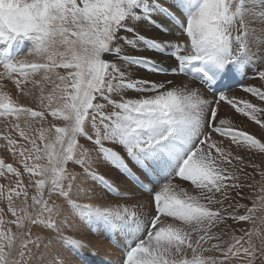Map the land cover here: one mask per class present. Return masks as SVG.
<instances>
[{
	"label": "snow or ice",
	"instance_id": "6c2138e0",
	"mask_svg": "<svg viewBox=\"0 0 264 264\" xmlns=\"http://www.w3.org/2000/svg\"><path fill=\"white\" fill-rule=\"evenodd\" d=\"M0 68V149L22 165L0 158V264H74L91 247L75 221L121 264H264V170L255 181L260 166L213 139L264 153L218 119L223 101L264 127V109L227 95L237 74L264 81V0H0ZM169 75L194 83L153 79Z\"/></svg>",
	"mask_w": 264,
	"mask_h": 264
},
{
	"label": "rangeland",
	"instance_id": "374dc122",
	"mask_svg": "<svg viewBox=\"0 0 264 264\" xmlns=\"http://www.w3.org/2000/svg\"><path fill=\"white\" fill-rule=\"evenodd\" d=\"M171 39H173V38H171ZM157 58L159 59L161 57H157ZM251 72H252V69L248 73L251 74ZM140 74H141L140 72H139V74L137 73V75H140ZM156 78L158 80H163L165 77L164 76H155V77H153V79H156ZM258 81H259L260 85L257 84ZM242 82H243V84H245V86L252 85V86H256V87H261L262 85H264V83H263L264 81H260L258 78H256V79L245 78L244 80H242ZM6 83H7V86H13L14 85L13 82L9 81V80H6ZM227 94H228V92H227ZM238 94L241 95V91ZM245 94H246V97H247L246 99H241V96L238 97L237 93L234 96H230V97H235V98H237L238 101L239 100H247L249 103L255 104L257 107L264 109V101L259 100L258 97L253 96L251 93H246L245 92ZM128 96L129 97H135L136 94L135 93L132 94V92H129ZM20 98H21L22 102L29 103V101L27 99H25L24 97L21 96ZM216 98L217 97L214 95V97L212 99H210V100H215ZM222 103L227 105V103L223 102V101H221L219 103V106H218V119H220V118L228 119V120L231 121V127H233L234 129H237L239 131H245L247 133L249 131V134L255 135L258 139H261L262 142H264V127H262L261 125H258L255 121H252L250 118H248V117L236 112V110L231 105L222 106ZM260 118L262 120H264V115H261ZM49 119H51V117H49ZM57 123H59V122L57 121ZM246 124L248 126H246ZM224 127H228V125H225ZM252 130L254 131L253 133H251ZM213 139H215L217 141H222L223 145L226 148H229V147L231 148L233 154H238V155H241V156L245 157V154L250 153L251 154L250 156H252L255 159L254 162L259 161L258 157L261 158V156H262V153L258 152L257 150H251V151L247 152L246 150L238 149L235 144L231 143L229 137H221L218 134L213 133ZM117 150L121 151V154H123V150L122 149L117 148ZM262 157H264V156H262ZM0 158H3L6 163H13L14 167H19V168L22 169V165L19 164L18 162H14L11 153H9L7 150L0 149ZM251 171H252L251 168H249V167L246 168V172L247 173H250ZM252 173L253 172H251V174ZM112 174L114 176H119V173L116 172L115 169H113ZM249 182H251V181H249ZM0 183H7V181H5L4 178H0ZM174 183L177 184L180 187H184V188L188 189L189 191L193 190L189 182L182 181L179 178H176L174 180ZM255 190L258 191V189H255ZM255 190H250L248 188H245L243 190L244 199L240 200V202L249 204L248 197L249 196H253L254 197L255 196L254 192H256ZM97 192H99L101 195H103L105 197L104 202H106V203L123 202L118 197L112 196V195H110V194H108L106 192H101L100 189H97ZM232 195L235 197L236 193L233 192ZM139 197H141L140 199H143V200L150 199L149 197H147L146 195H143V194L141 196H139ZM139 197H138V199H139ZM237 199H239V197H237ZM0 207H5V209H6V206H4L3 204H0ZM150 211H151L152 215H155L154 210L150 209ZM240 212H241V214H243V209H241ZM9 216H10V214H9ZM228 224L231 226V230L234 231L237 235L240 234L239 233L240 229L249 227L247 222H239V223H237V222H234L232 220H229ZM244 226H246V227H244ZM116 235H118L121 238L122 241L120 242V245L123 246L126 243V241L119 234H116ZM109 242H110V240H109ZM114 247H117V244H115ZM123 258H124V252H122V256L120 255L119 257H114L113 260H108L106 258V264H121ZM79 259H80V257H79Z\"/></svg>",
	"mask_w": 264,
	"mask_h": 264
},
{
	"label": "bare ground",
	"instance_id": "6f19581e",
	"mask_svg": "<svg viewBox=\"0 0 264 264\" xmlns=\"http://www.w3.org/2000/svg\"><path fill=\"white\" fill-rule=\"evenodd\" d=\"M172 38L176 42H182V40H183V37H172ZM28 46L30 47V45L25 44L24 45L25 48H23L21 51L22 52L27 51ZM146 54L147 55H154L152 53H146ZM174 63H175L174 60L168 59L169 65H173ZM250 70H251V68H249L247 71L250 72ZM2 71H3V69L0 68V72H2ZM139 72L140 71H137L138 74H139ZM245 78L246 77H243L240 74H237V76H235L233 78V83H235V84H233L232 87L228 90L227 95L228 96H234L237 93L238 97L241 96V99H246L247 97H246L245 91H242V89L237 84V82L243 84L242 80H244ZM164 79H174V80H176L177 83H179L181 80H184L185 82H188L190 84L194 83L188 77H181V76L173 77V76L169 75L168 77H165ZM3 83L5 84L6 90H8L14 97L18 95L17 89L15 88L14 85L13 86H7L6 80H4ZM257 84L260 85L259 81L257 82ZM240 91H241V95L238 94ZM203 94L209 100L214 97V95L210 94L208 92V90H206V89L203 90ZM224 105H226V104L222 103V106H224ZM227 105H229V104H227ZM246 126H248V125L246 124ZM253 132L254 131L252 130L251 133H253ZM248 133H249V131H248ZM246 151L248 152V150H246ZM250 155H251L250 153L245 154V157H244L245 160L247 162H250L251 164L259 165L260 168L256 169L253 167H249L252 170L251 172H253L252 174H251V172L249 174H251V176L254 178L255 181H259L261 179L259 176V171L264 170V157H262V156H264V153H262L261 158L258 157L259 161H256V162H254L255 159ZM255 191L257 192V190H255ZM256 192H254V193L256 194ZM140 198L141 197H139V199ZM98 202H104V200L98 201ZM249 204H250V201H249ZM75 224H76V227L79 229V233L82 234L81 238L86 240L91 245V247L90 248H84L82 250V255L72 254L71 259L74 262V264H106V258L108 260H113L114 257H119L120 255L122 256V252H123L122 248L114 247L116 243H112V242L110 243L108 235H106L105 232L101 231V232H99V234H96L94 228H92V227H90L84 223H80L79 221H75ZM244 227H246V226H244ZM112 239L115 240L119 244L122 241L118 235L112 236ZM79 257H80V259H79Z\"/></svg>",
	"mask_w": 264,
	"mask_h": 264
}]
</instances>
